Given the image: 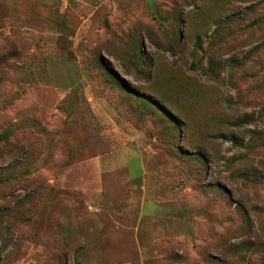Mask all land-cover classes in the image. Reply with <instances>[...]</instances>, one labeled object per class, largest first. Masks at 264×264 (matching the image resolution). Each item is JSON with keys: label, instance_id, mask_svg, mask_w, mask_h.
<instances>
[{"label": "rangeland", "instance_id": "1", "mask_svg": "<svg viewBox=\"0 0 264 264\" xmlns=\"http://www.w3.org/2000/svg\"><path fill=\"white\" fill-rule=\"evenodd\" d=\"M0 264H264V0H0Z\"/></svg>", "mask_w": 264, "mask_h": 264}]
</instances>
